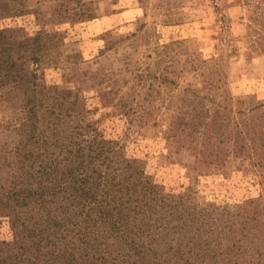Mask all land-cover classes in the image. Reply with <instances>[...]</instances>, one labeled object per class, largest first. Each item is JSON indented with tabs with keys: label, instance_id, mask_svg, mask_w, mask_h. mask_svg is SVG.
I'll use <instances>...</instances> for the list:
<instances>
[{
	"label": "rangeland",
	"instance_id": "1",
	"mask_svg": "<svg viewBox=\"0 0 264 264\" xmlns=\"http://www.w3.org/2000/svg\"><path fill=\"white\" fill-rule=\"evenodd\" d=\"M1 30L37 37L26 95L61 112L38 111L40 141L76 111L112 147L109 173L141 170L168 204L182 198L264 228V0H4ZM21 90L10 88L0 110L5 185ZM12 240L0 213V242Z\"/></svg>",
	"mask_w": 264,
	"mask_h": 264
},
{
	"label": "trees",
	"instance_id": "2",
	"mask_svg": "<svg viewBox=\"0 0 264 264\" xmlns=\"http://www.w3.org/2000/svg\"><path fill=\"white\" fill-rule=\"evenodd\" d=\"M36 40H7L0 31V110L10 88L27 86L23 120L13 129L17 167L8 185L0 183V213L13 230L12 241L0 242V264H264L262 223L250 226L238 214L182 198L168 204L141 170L109 173L112 147L80 113L66 114L69 127L56 122L52 129L62 134L40 141L38 111L61 112L55 101L26 95L37 62L27 46ZM43 155L51 160L37 164Z\"/></svg>",
	"mask_w": 264,
	"mask_h": 264
}]
</instances>
